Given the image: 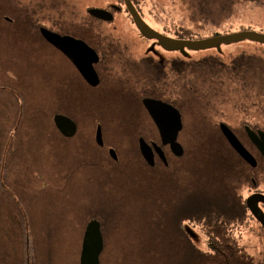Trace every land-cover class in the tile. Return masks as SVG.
<instances>
[{"label":"rangeland","instance_id":"374dc122","mask_svg":"<svg viewBox=\"0 0 264 264\" xmlns=\"http://www.w3.org/2000/svg\"><path fill=\"white\" fill-rule=\"evenodd\" d=\"M13 1L18 10L23 9L28 14V18L39 19L40 24L51 25L56 21L62 24L73 23V19H89L88 8L110 6L118 0ZM200 2L201 0H139V5L147 21L160 29L181 35L184 40L204 39L216 33H262L261 28L264 29V0ZM129 23L126 16L118 14L113 24L121 26L120 32H123L125 38L129 37V43L135 45L138 55L144 49V44L138 37H147L138 29L132 31ZM109 27L112 28V25ZM10 28L5 22L0 23V31ZM29 39L31 38L23 37L20 42L15 43L16 39L9 32L0 35V154L4 148L6 152L3 157L13 156L12 159H18L13 162L11 169L17 182L15 186L11 183L8 171L6 185L10 192L16 191L27 206V217L32 224L31 242L37 255L33 264H79L81 236L91 216H96L95 219L101 224L104 249L100 255V264L122 263L120 249L129 254V261L132 259L128 264L185 263L193 248L187 247L186 241L179 235L184 226L186 229H195L198 235L200 231L190 223L192 219L183 216L178 218V226L171 223V212L176 210L177 197L165 201L154 190H142L141 194L136 195L130 189L129 194H123L115 187L117 176L113 174L116 168L107 159L104 160L111 168L110 175L88 160L103 158L105 152L90 141V128L80 126V131L75 136L65 137L56 126L48 123L55 111H61L56 109L54 103L48 102V97L53 98L65 91V64L44 40L37 38L32 43ZM149 43L156 53L166 57L176 51L173 47L152 39H149ZM17 44L20 46H16ZM255 45L253 40L239 39L202 49L176 47L181 50L183 66L186 65V69L182 68V100L190 102L191 107L202 113L201 119L205 125L223 117L237 126L243 117L240 113H250V109L264 107V99L254 100L252 94L249 98L240 90L241 71L232 69L235 71L232 73L228 67L241 68L240 64L246 62L250 64L248 66L256 64L254 56L246 57L254 54ZM216 63L227 65L219 66ZM12 74L21 76L22 81L9 80L10 77L13 78ZM262 75L263 73L260 79L248 78L246 91H263ZM190 85H193L192 89ZM23 88L35 97H31L34 104L39 103V110L30 109L34 113V120H37V112H42L43 117H38L42 119L39 124L22 126L18 128V133L10 132L14 115L22 109L21 100L16 101L15 97L19 98ZM70 98H67L66 105L71 107L73 101L82 100L80 97H72L74 100ZM27 102L25 100L26 113L31 107H28L29 98ZM183 118L187 124L185 114ZM185 121L179 137L184 144L190 138V128H186ZM82 128L85 130L81 131ZM5 138H11L12 142L5 144ZM10 143L18 144L17 152L14 151L13 155L8 152ZM85 160L90 165H83ZM1 168L6 173V166ZM200 193L199 189L194 190L193 195L200 197ZM3 206L0 202V264H7L13 261L8 259L7 251L9 250L10 257L14 256L15 238L10 241L8 223L4 219L12 216L15 220L18 216ZM220 206V202L201 198L196 207V215L199 218H209L210 215L222 213L225 220L232 221L243 213L235 203H230L227 210ZM192 211L184 209L182 213L191 214ZM192 243L196 246L198 242L193 240ZM184 248L187 250L186 254ZM247 248L249 253L255 252L253 242H248Z\"/></svg>","mask_w":264,"mask_h":264},{"label":"flooded vegetation","instance_id":"af4514ba","mask_svg":"<svg viewBox=\"0 0 264 264\" xmlns=\"http://www.w3.org/2000/svg\"><path fill=\"white\" fill-rule=\"evenodd\" d=\"M132 2L147 26L151 28V31L143 30L142 28H140L136 24L132 14L129 12L125 4V0H118L111 3L110 6L98 7L110 10V12L113 14V19L111 21H105L91 15L89 13V9L93 7L87 9L89 19H73V23L64 22L62 24L56 21L51 23V25L46 23L40 24L38 22L39 19L34 20L32 17L28 18V14L26 12L14 14L15 19L12 16L9 17L7 15H2L3 20L7 21L8 23H14V21L18 19L26 20L27 23H23L25 25L23 27L19 26L10 28L9 30H1L0 35L3 36L6 32H9L10 35L16 39L15 43L20 42L23 37L31 38L29 39V41L32 43H34L37 38H39L44 40L52 49H54L56 51L55 53L63 59V62L65 64L63 78L65 80L66 87L65 91L62 93L65 99L70 97H84L82 95V91L85 90V87L82 80H84L85 82L86 80L77 69V67L73 64V62L69 59V57L43 37L40 32L41 27H46L51 31L57 32L61 35H69L77 39H81L87 42V44L95 50L98 55V60L93 65L100 81L98 85L91 86L93 88L91 92L94 95L93 98L95 101L96 109L98 111H102L108 114V116L122 115V112L127 113L129 112V110L137 108L140 106V104H142L144 109L149 114L148 110L144 106L143 99L153 98L173 105L178 110H180L182 114L180 106L178 107V102H180V100L182 99L181 80L182 74L184 73V71H182V68L186 69V65L183 66L182 64L181 50L176 49V47L181 46L167 45L166 43L160 41L159 38H157L159 36H165L179 40L181 39V35L171 33L164 28L160 29L147 21L142 14L139 0H132ZM118 14H123L124 16H126V18L129 19V26H131L132 31L138 29L139 31H142V33H144V35L147 37H138V39L143 42L142 44H144V49H142V51H140L138 55H136L135 45L133 43H129V37L125 38L123 32H120L121 26L119 27V25L113 24L116 21ZM21 15L24 16V18ZM18 16H20V18H18ZM57 24H59V26ZM110 24L112 25V28L109 27ZM261 30L262 33H258L264 35V29L261 28ZM86 31L88 32L89 37H85V35H83ZM151 32H154L157 35ZM149 39L163 43L168 47H173L176 51L173 52V55H170L168 57H166L164 54V56L160 55L151 48ZM253 41L256 42V49L253 50L254 54H248L246 55V57L254 56L257 63L248 66L250 64L246 62L240 64L241 68H239L238 66L235 67L230 65H228V67L231 68V71H241V74L239 75V77H241V80L239 81L240 90H242L243 94L249 96V98L253 96L254 100H256L264 99V90L257 91L255 93H252V91H246L247 85H249L247 79H260L262 73V76H264V65H262L264 64V61H262L264 60V42L257 40ZM16 46L20 45L17 44ZM221 64L227 65L226 63H216L215 65L221 66ZM192 68L193 67H191V70ZM234 72L235 71H233L232 73ZM225 78L229 79L226 75ZM233 79L236 78L233 77ZM9 80H13L12 82L22 81L21 76L19 75H13V78L10 77ZM222 81H225V79H222ZM192 88L193 85H190V89ZM250 111V113H240V116L243 117L242 119L239 118L240 116L238 117L240 119V122L237 124V126L227 122L225 119H223V117L217 122L211 120L210 124L207 125V129L210 133L211 138L213 137L215 139V137H217V139L215 140H220L224 137V140L219 141L217 144H224L225 147H231L236 152V155L228 154L222 157V168L224 172L219 174L221 175L222 182L214 188L217 191L216 199H213V189H211V200L210 198L201 196L195 197V195H193L194 190L198 191L199 185V182L197 181V179H195L196 172L187 171L183 174L172 172L164 173L162 175L166 177H176L179 179H181V177L183 176L184 182L179 183V194L177 196L178 199L175 206L176 210H173L171 212V218L173 221V225L176 226H178V218L180 216L186 217L187 219H192L190 223L198 228V230L200 231L199 235L197 234V232H195V229L191 228L190 230H193L194 232V235L192 237L187 232L184 226L179 236L183 238L186 243H188L189 247L191 246L190 248H193L192 250L194 252L200 255H207L209 257H212L217 253L215 250L216 246L214 247V244L218 242L223 243V241L226 240L228 243V237H230L233 241L237 242L243 252H246L253 259L254 264H264V154L262 152L264 142V107L250 109ZM223 124L228 126L233 131V133L237 136L241 143L254 156V165L248 163L230 144L221 128ZM98 125H101L102 127V123L99 122L94 130L95 142V134ZM250 130L258 136L259 139L257 140V142H255L250 137L248 132ZM79 131V125L77 123V132L75 133V135ZM180 132L178 134V141L183 145L185 152V146L181 142V140H179ZM102 133L104 144L102 146L98 144L100 149L104 148L106 141L103 127ZM214 139L212 142H214ZM153 141L154 140L148 142ZM159 144L162 146L168 161V155L165 148H168L171 151L170 145H162L161 139ZM216 145H211V147H215ZM111 148L113 147H108V154ZM156 157H158L157 154ZM211 159H215L214 156H212ZM164 165L168 166L169 162L168 164L164 163ZM214 175L217 176L216 174ZM211 176L213 175L211 174ZM257 193L263 195V197L260 198L257 202V206L260 208L262 213V215L260 216H256L247 205V199L251 195ZM201 198L214 201L216 203L220 202L222 206L220 207L225 210L230 207V203H235L241 208L243 213L237 216V218H234V221H231V219L228 221L225 220L223 218L224 214L222 213L210 215L209 218H207L206 216L199 218L196 215V207L198 203H200ZM184 209L193 211L191 212V214L182 213V210ZM213 220L218 222L219 225H223V228L220 229L222 226H216L213 231ZM247 229L248 234L246 235ZM220 232H222V240H220L219 238L221 237L219 236ZM191 240H196L198 242L196 243V246L193 245ZM248 242L254 243V253H249V251H247Z\"/></svg>","mask_w":264,"mask_h":264},{"label":"trees","instance_id":"16d2710c","mask_svg":"<svg viewBox=\"0 0 264 264\" xmlns=\"http://www.w3.org/2000/svg\"><path fill=\"white\" fill-rule=\"evenodd\" d=\"M205 1L211 0H201L200 4ZM219 1V0H215ZM204 4V3H203ZM222 9V7H221ZM24 10H18L17 5H15V1L13 0H0V23L5 22L8 27H23L25 26L23 23H27L26 20L18 19L15 20L14 23H8L7 21L3 20L2 15H11L12 17L15 16L14 14L23 13ZM13 14V15H12ZM22 16V15H21ZM24 18V16H22ZM20 18V16H18ZM29 23V22H28ZM188 33V32H187ZM216 33L215 35H218ZM83 35L85 37H89L88 32L86 31ZM84 83V87L86 90L82 91V95L84 97H80L81 101H73V105L68 106L66 102L68 99H65L62 94L55 96L53 98L48 97V102L54 103V106L61 111H55L51 116V122L53 123V116L54 114L61 112L65 113L66 115L71 116L76 120V122L80 126H84L85 128L91 129V137L89 138L90 141L94 144L96 148H100L95 140H94V130L96 125L100 122L102 123L103 131L105 133V146L102 148L104 152L103 158L98 159H88L90 162L95 164L97 167L105 169L108 175L111 173V168H109L104 159L113 165L116 168L114 170L113 176L116 177V185L118 191L122 192L123 194H129V190L133 189V192L136 195L141 194V191L144 192L146 190H154L159 193V196L165 201H168L170 198L174 196H178V188L179 183L184 182L183 176L181 179L176 177H166L162 174L164 173H172L176 172L178 174H183L187 171L196 172L197 181L199 182L198 189L200 190V196L206 198H212V190L214 191L213 199L217 197V191L215 186L219 185L221 180L220 173H223V161L222 157L224 155H232L236 152L231 148L225 147L224 144H217L219 141L224 140V137L220 140H215L210 137V133L208 132L206 123L201 119L202 113L195 107H191L185 99L180 100L178 102V107L187 118V124L185 118L186 128H190V138L189 142L183 143L185 146V153L181 157H177L171 153L168 148H165L167 155H168V162L169 165L166 166L164 163L156 157V164L154 166H150L143 156L141 155L139 149L138 138L140 136L144 137L147 141H156L160 143L159 132L155 123L153 122L150 115L144 109L143 105L140 104L139 107L133 108L129 110V112H122V115H113L108 116V114L98 111L96 109L94 95L92 94L91 90L93 89L87 82L82 80ZM81 84V82H80ZM71 85V84H70ZM25 94V96H24ZM27 102V98L30 100L31 107L29 108L28 112H25V100ZM28 91H25L23 88L22 94H19V98L23 104V113L19 116V112L14 115L13 124L10 126V132L14 131L17 132L18 128L22 126L34 125L39 124L40 120L38 117H43L41 113L37 112V120H34V113H31V108H40L39 103L34 104V99ZM72 98V97H71ZM70 98V99H71ZM73 100L75 98H72ZM28 103V102H27ZM18 110H19V103H18ZM26 114V116H25ZM19 116V117H18ZM46 123V122H45ZM85 128H82L81 131H84ZM57 130V129H56ZM58 132V131H57ZM18 133V132H17ZM59 133V132H58ZM60 134V133H59ZM61 135V134H60ZM110 137V139H109ZM9 138H5V144L11 141L6 140ZM214 139V142H212ZM7 141V142H6ZM12 142V141H11ZM217 144V145H216ZM216 145L215 147H211ZM9 151L11 155L17 152L18 144L12 145L11 143L8 145ZM112 146L118 154V160H114L110 157L107 150L108 147ZM15 151V152H14ZM5 149L3 148L2 153L0 154V202L4 209H10L12 212H15L18 218L15 220L11 217H5V221L7 224V231L10 234V241L14 238V251L13 257H10L9 250L7 251L8 259H13L11 263L7 264H33L34 261L37 259L35 247L33 246L32 240V233L31 228L32 224L27 217L28 209L24 200L19 196L16 191L12 190L11 192L8 190L6 185L7 177L6 174L9 171L11 177V183L15 186L16 180H14L11 171L13 162L18 159H12L13 156L3 157L5 154ZM214 156L215 159H211ZM16 157V156H15ZM83 165H90L86 160L82 162ZM6 166V173L1 167ZM217 176H215L214 174ZM211 174L213 176H211ZM213 181V182H212ZM16 190V189H15ZM145 196V194H142ZM178 199V198H177ZM16 217V216H15ZM92 218H96V216H91L87 221ZM87 223V222H86ZM173 223V221H171ZM12 224V225H11ZM217 227L223 228V225H219L218 222L215 220L212 221V230ZM86 224L84 226L82 236H81V243L78 253V261L80 250L82 246L83 234L85 230ZM222 232L219 233L220 240H222ZM215 235V233H214ZM217 237V236H215ZM227 240L223 241V243L218 242L214 244L216 246V254L212 257L207 255H200L194 251H191V255L187 256V261L183 264H254L253 259L246 253L241 250L237 242L233 241L230 237ZM188 247V243H186ZM184 246V247H186ZM186 254V248H184ZM117 253V251H115ZM120 254H122L123 259L120 260L122 263L120 264H128L129 261V254L124 252L123 249H120ZM243 252V253H241ZM117 256V254H115ZM186 258H184L186 260ZM116 259V258H115ZM132 259L129 261L131 262Z\"/></svg>","mask_w":264,"mask_h":264},{"label":"water","instance_id":"95a60500","mask_svg":"<svg viewBox=\"0 0 264 264\" xmlns=\"http://www.w3.org/2000/svg\"><path fill=\"white\" fill-rule=\"evenodd\" d=\"M125 2L136 24L143 30L151 31V28L148 27L145 21L142 19L132 1L125 0ZM89 13L105 21H111L113 19V14L109 10L104 8L93 7L89 9ZM40 32L48 42H50L52 45H54L69 57V59L77 67L88 84H90L91 86L98 85L100 79L93 65L95 62H97L98 55L95 50L87 44V42L81 39H77L73 36L61 35L57 32L51 31L46 27H41ZM151 33L155 34L154 32ZM157 38H159L160 41L166 43L167 45L190 47L192 49H202L216 45L218 43L239 39H251L264 42V35L253 31H241L229 35H218L198 40H177L165 36H159ZM143 103L158 127L162 145L169 144L174 155L182 156L184 154V147L178 141V134L183 128V121L180 110L167 102L153 98H144ZM53 121L56 128L66 137H72L77 132V123L67 115L56 113L53 117ZM221 128L235 150H237V152L248 163L254 165V156L241 143V141L237 138L233 131L224 124L221 126ZM248 132L250 137L255 142H257V140L259 139L258 136L251 130ZM95 139L99 145L102 146L104 144L101 125L97 126ZM138 142L141 155L150 166L155 165L156 154L165 164H168L167 157L160 144L155 141L148 142L142 136L139 137ZM262 152L264 154V142ZM109 153L114 160H118V155L114 148H111ZM262 197V194L257 193L251 195L247 199L248 207L256 216L262 215L260 208L257 206L258 200ZM190 229L191 228H187L186 230L193 237L194 232ZM103 248L104 241L101 232V224L99 220L92 219L86 225L79 263L100 264V255L103 251Z\"/></svg>","mask_w":264,"mask_h":264}]
</instances>
